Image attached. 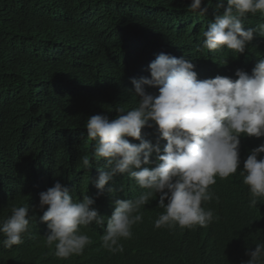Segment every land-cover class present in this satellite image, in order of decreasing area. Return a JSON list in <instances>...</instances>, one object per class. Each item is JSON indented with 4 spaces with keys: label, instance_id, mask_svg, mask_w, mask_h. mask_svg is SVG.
I'll list each match as a JSON object with an SVG mask.
<instances>
[{
    "label": "trees",
    "instance_id": "trees-1",
    "mask_svg": "<svg viewBox=\"0 0 264 264\" xmlns=\"http://www.w3.org/2000/svg\"><path fill=\"white\" fill-rule=\"evenodd\" d=\"M190 2L0 0V218L10 215L13 205L24 204L36 206L37 217L30 221V234L22 244L11 249L0 244V264H242L250 259L249 248L264 243V198L258 199L257 207L249 206L240 169L227 179L217 176L210 186L220 199L203 205L214 212L207 227L155 228L163 209L154 196L142 209L143 221L133 226L132 238L121 241L122 253L101 247L103 229L95 224L82 229L93 242L79 256L55 258L50 254L54 247L50 250L45 243L49 230L39 219L43 215L39 198L57 181L74 200L85 194L93 197L94 207L106 217L111 216L115 199H134L146 191L125 174L106 185L115 189L113 193L105 190L97 196L91 180L106 161L93 160L85 169L82 157L92 160L88 118L106 114L113 119L117 109L137 106L131 80L150 78L149 64L157 55L190 60L200 80L218 75L235 80L237 69L251 75L264 58V36L259 34H254L244 54L202 49L203 32L214 22L217 0H204L203 14L189 11ZM259 23H264L260 13L243 21L245 29ZM145 89L158 92L148 85ZM142 137L155 143L159 133L145 127ZM166 143L159 140L161 153ZM262 143L264 137H241V168L250 151ZM150 160L142 167H154L155 157Z\"/></svg>",
    "mask_w": 264,
    "mask_h": 264
},
{
    "label": "clouds",
    "instance_id": "clouds-1",
    "mask_svg": "<svg viewBox=\"0 0 264 264\" xmlns=\"http://www.w3.org/2000/svg\"><path fill=\"white\" fill-rule=\"evenodd\" d=\"M203 3L191 0L188 10L206 13ZM216 9L214 22L203 32L202 49L227 48L244 54L254 34L264 36V23L246 29L243 24L249 14L264 16V0H217ZM193 69L188 59L160 53L149 64L150 78L131 80L137 106L117 109L113 119L106 114L88 118L85 128L94 147L92 160L85 155L82 165L90 169L93 160L106 161L91 180L97 196L105 190L113 193L115 189H106V185L125 174L146 191L134 199H115L110 217L101 215L94 207L95 199L87 194L74 200L59 181L41 192L38 208L43 215L39 219L47 225L45 243L50 250L54 247L50 254L55 258L81 255L93 242L82 229L93 224L103 229L99 237L103 249L111 254L124 252L121 241L132 238L133 226L143 221L142 209L154 196L159 197L157 207L163 209L154 221L155 228L207 227L214 212L203 205L220 199L210 186L217 176L227 179L238 169L248 187L249 206L257 207L258 199L264 198V143L250 151L242 168L240 158L242 136L264 137V58L258 60L251 75L237 69L235 80L219 75L200 80ZM145 85L158 92H147ZM145 127L156 128L159 139L155 143L142 137ZM129 137L139 143H131ZM160 139L167 141L162 153ZM153 156L155 166L142 167L152 163ZM35 210L29 204L13 205L10 215L0 218V244L5 249L22 244L23 237L30 234V221L37 218ZM246 255L250 259L242 264H264V243L249 248Z\"/></svg>",
    "mask_w": 264,
    "mask_h": 264
}]
</instances>
